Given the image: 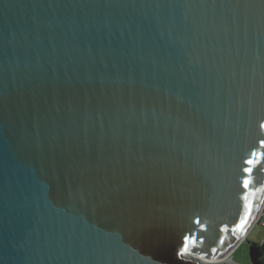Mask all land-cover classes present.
<instances>
[{"label": "water", "instance_id": "95a60500", "mask_svg": "<svg viewBox=\"0 0 264 264\" xmlns=\"http://www.w3.org/2000/svg\"><path fill=\"white\" fill-rule=\"evenodd\" d=\"M262 122L264 0H0V264L234 252Z\"/></svg>", "mask_w": 264, "mask_h": 264}, {"label": "snow or ice", "instance_id": "6c2138e0", "mask_svg": "<svg viewBox=\"0 0 264 264\" xmlns=\"http://www.w3.org/2000/svg\"><path fill=\"white\" fill-rule=\"evenodd\" d=\"M259 127L260 128H264V122L260 123ZM259 146L260 147H264V139H261L259 141ZM262 161H264V152L252 151L250 153V156L244 160V164L247 165V166L243 168V172L245 174H251L253 172V167H251V166L259 164ZM249 185H250V180L247 177H245L243 179V181H242V186L246 190V189L249 188ZM247 198L248 197L245 195L244 199L247 200ZM244 209H245V211L238 218L239 222L235 223L234 227L231 229L233 234H235L237 232H243L244 229H245V225L247 224L248 219H249V217L251 215L252 208H251V206L249 204H245L244 205ZM197 223H199V221H197ZM221 231H228V228L225 227V228L221 229ZM188 239H189L188 237L184 238V247L180 251L179 255H183L184 252L187 251V249H188ZM219 243L223 244L224 243V239L220 238ZM212 251L215 252L216 249L213 248Z\"/></svg>", "mask_w": 264, "mask_h": 264}, {"label": "rangeland", "instance_id": "374dc122", "mask_svg": "<svg viewBox=\"0 0 264 264\" xmlns=\"http://www.w3.org/2000/svg\"><path fill=\"white\" fill-rule=\"evenodd\" d=\"M263 242H264V226H262L259 223H256L247 234L246 239L239 245V247L234 252L232 251L223 260L209 261L206 264H234L233 262L237 264H249L250 263L249 247L252 244H262ZM230 258L232 262H227L228 259Z\"/></svg>", "mask_w": 264, "mask_h": 264}, {"label": "built area", "instance_id": "2783aa9c", "mask_svg": "<svg viewBox=\"0 0 264 264\" xmlns=\"http://www.w3.org/2000/svg\"><path fill=\"white\" fill-rule=\"evenodd\" d=\"M256 223H259V224H261L262 226H264V206H263V209H262V211H261V213H260V215H259L258 220H257ZM263 243H264V242H263ZM263 243H262V244H263ZM234 264H237V263H234Z\"/></svg>", "mask_w": 264, "mask_h": 264}, {"label": "bare ground", "instance_id": "6f19581e", "mask_svg": "<svg viewBox=\"0 0 264 264\" xmlns=\"http://www.w3.org/2000/svg\"><path fill=\"white\" fill-rule=\"evenodd\" d=\"M259 215H260V214H259ZM243 238H244V237H243ZM243 238H242V239H243ZM242 239H241V240H242ZM232 251H233V249H232L231 251H229L228 253H226L225 255H223L221 258L217 259L216 261H220V260L225 259V257L228 256ZM204 262L208 263L209 261H204ZM227 262H232L231 258L228 259Z\"/></svg>", "mask_w": 264, "mask_h": 264}, {"label": "flooded vegetation", "instance_id": "af4514ba", "mask_svg": "<svg viewBox=\"0 0 264 264\" xmlns=\"http://www.w3.org/2000/svg\"><path fill=\"white\" fill-rule=\"evenodd\" d=\"M262 250H263V253H264V245L262 246ZM262 261L264 262V256L262 258ZM249 264H251V263H249Z\"/></svg>", "mask_w": 264, "mask_h": 264}, {"label": "crops", "instance_id": "0c3cea01", "mask_svg": "<svg viewBox=\"0 0 264 264\" xmlns=\"http://www.w3.org/2000/svg\"><path fill=\"white\" fill-rule=\"evenodd\" d=\"M262 246H263V244H262Z\"/></svg>", "mask_w": 264, "mask_h": 264}, {"label": "trees", "instance_id": "16d2710c", "mask_svg": "<svg viewBox=\"0 0 264 264\" xmlns=\"http://www.w3.org/2000/svg\"><path fill=\"white\" fill-rule=\"evenodd\" d=\"M263 245H264V243H263Z\"/></svg>", "mask_w": 264, "mask_h": 264}]
</instances>
